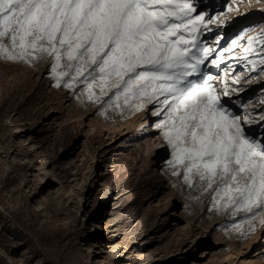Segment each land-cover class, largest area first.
<instances>
[{
    "label": "rangeland",
    "instance_id": "374dc122",
    "mask_svg": "<svg viewBox=\"0 0 264 264\" xmlns=\"http://www.w3.org/2000/svg\"><path fill=\"white\" fill-rule=\"evenodd\" d=\"M212 2L199 12V46L214 49L201 74L264 140V0ZM53 62L0 58V264H264L260 217L214 207L198 177L189 186L169 167L160 104L89 101L83 85L55 86Z\"/></svg>",
    "mask_w": 264,
    "mask_h": 264
},
{
    "label": "snow or ice",
    "instance_id": "6c2138e0",
    "mask_svg": "<svg viewBox=\"0 0 264 264\" xmlns=\"http://www.w3.org/2000/svg\"><path fill=\"white\" fill-rule=\"evenodd\" d=\"M200 4L198 10L192 0H0V58L30 64L47 55L56 87L83 85L93 102L111 92L108 107H120L121 98L135 111L160 104L169 167L182 168L189 186L198 177L213 191L214 207L250 214L249 223L259 216L264 224V140L246 132L225 106L232 101L222 103L213 77L201 74L214 49L199 46L197 34L207 27L199 12L214 5ZM257 39L249 37L246 52ZM65 60L68 70L59 71ZM229 91L225 83L223 96ZM251 123L246 115L243 124Z\"/></svg>",
    "mask_w": 264,
    "mask_h": 264
},
{
    "label": "bare ground",
    "instance_id": "6f19581e",
    "mask_svg": "<svg viewBox=\"0 0 264 264\" xmlns=\"http://www.w3.org/2000/svg\"><path fill=\"white\" fill-rule=\"evenodd\" d=\"M99 228V227H98ZM206 254V253H205ZM204 256V255H203Z\"/></svg>",
    "mask_w": 264,
    "mask_h": 264
}]
</instances>
